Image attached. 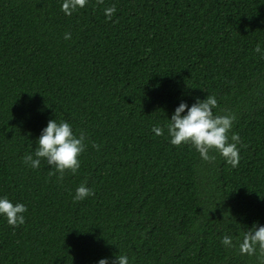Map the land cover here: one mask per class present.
I'll return each mask as SVG.
<instances>
[{"label": "trees", "instance_id": "obj_1", "mask_svg": "<svg viewBox=\"0 0 264 264\" xmlns=\"http://www.w3.org/2000/svg\"><path fill=\"white\" fill-rule=\"evenodd\" d=\"M62 3L0 0V198L27 207L15 228L0 215V264H262L239 243L264 226V0ZM213 94L236 116L235 168L167 134L181 102ZM52 119L87 136L62 181L23 161Z\"/></svg>", "mask_w": 264, "mask_h": 264}, {"label": "clouds", "instance_id": "obj_2", "mask_svg": "<svg viewBox=\"0 0 264 264\" xmlns=\"http://www.w3.org/2000/svg\"><path fill=\"white\" fill-rule=\"evenodd\" d=\"M88 0H63L61 11L66 15H72L74 11L84 8ZM96 3L103 4L104 0H96ZM105 16L111 20L116 13L114 5L104 9ZM71 34L65 33V39H70ZM254 51L264 56L259 44ZM218 107L216 96L207 95L206 99L196 102L191 107L186 102H181L175 109L171 119L165 126L170 142L174 146L191 145L199 153L205 162H215L216 156L211 154L218 152L233 168L240 162L238 144L242 141L238 133H231L233 122L236 119L234 113L218 115L214 109ZM187 109V114L182 115ZM152 131L156 136H163L165 128L153 126ZM87 136L84 131H80L79 136L73 133L72 126L67 121L57 122L55 119L49 120L46 128L42 130L38 138V147L34 153H26L23 161L33 169L40 167L41 161L46 160L51 166L49 177L57 176V180L62 181L65 173L70 171L73 175L80 168V156L86 150ZM92 147L97 151L100 145L92 142ZM59 173V175H57ZM94 195V190L82 183L74 196V202L81 201L88 196ZM27 207L23 203H13L7 197L0 198V215H4L7 223L13 228L25 223L24 213ZM221 243L226 247H234L231 236H224ZM257 249L264 257V226L256 227L243 233L242 242L239 243V251L242 255H255ZM98 264H109L108 259L99 260ZM113 264H129L126 254L118 255ZM264 264V260H262Z\"/></svg>", "mask_w": 264, "mask_h": 264}]
</instances>
